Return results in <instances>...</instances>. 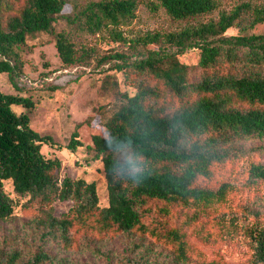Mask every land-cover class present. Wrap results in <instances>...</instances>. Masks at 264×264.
Wrapping results in <instances>:
<instances>
[{
	"label": "trees",
	"instance_id": "obj_1",
	"mask_svg": "<svg viewBox=\"0 0 264 264\" xmlns=\"http://www.w3.org/2000/svg\"><path fill=\"white\" fill-rule=\"evenodd\" d=\"M224 2H76L68 16L72 26L92 35L108 31L126 50L97 56L73 31H59L63 67L122 71L136 90L121 94L124 101L106 122V134H94L89 146L104 165L108 205L101 206L96 181L59 177L61 160L42 151L45 144L55 147L54 138L33 128L32 97L0 90V224L11 222L20 209L43 239L65 248L73 247L74 235L94 244L131 235L146 249L161 242L176 264H187L195 226L207 223L230 189L225 180L229 163L253 150L264 153V32H251L264 24V0H237L230 9ZM141 4L163 12L178 28L128 38L121 27L137 17ZM65 7L66 0H0V72L17 89H24L18 80L29 36L54 32ZM231 28L238 33L228 34ZM189 50L198 52L195 64L181 60ZM55 73L40 74L36 87L58 88L49 80L59 76ZM109 141L129 142L131 151L143 157L138 182L119 172L121 156ZM246 142L257 146L248 148ZM82 145L75 130L67 147ZM249 178L264 180V163L253 162ZM58 201L73 206L58 213ZM250 238L253 253L246 264H264V225L257 224ZM11 244L7 239L0 244V264H62L43 247L24 258ZM123 264L142 260L127 254Z\"/></svg>",
	"mask_w": 264,
	"mask_h": 264
},
{
	"label": "rangeland",
	"instance_id": "obj_2",
	"mask_svg": "<svg viewBox=\"0 0 264 264\" xmlns=\"http://www.w3.org/2000/svg\"><path fill=\"white\" fill-rule=\"evenodd\" d=\"M236 1L225 0L224 6L230 9ZM76 2L83 4L86 0H66L64 15L55 25L54 32H38L29 36L21 57L22 77L18 80L19 86L24 89H17L11 83L9 75L0 72V90L32 97L36 103L31 113L33 128L54 138L55 147L45 144L42 151L61 160L59 177L96 181L100 204L106 206L108 193L104 165L100 159L93 158L89 146L93 144L94 134H106V122L124 101L121 94L125 91L134 94L135 88L126 83L122 71L116 70H76L77 79L65 84H61L59 78L56 79V89L36 87L42 73L56 72L60 77L65 71L71 70L63 67L58 54L56 33L59 31H73L76 39L97 56L109 50H126V46L114 41L108 31L92 35L82 31L77 25L72 26L68 22V16L74 13L73 6ZM121 28L128 38H134L149 31L174 30L178 26L163 12L154 13L141 4L137 17ZM251 32H264V24L257 25ZM236 33V28L228 31V34ZM181 60L195 64L198 52L189 50L181 56ZM90 66L94 67V64ZM75 130H78L83 145L71 150L67 144ZM245 146L256 148L257 143L246 142ZM253 151L247 152L238 162L229 163L225 180L230 189L207 223L195 226L190 237L194 251L189 253L187 264H207L213 261L246 264L252 256L250 232L257 224L264 225V180L254 182L249 178L252 163H264V153ZM7 189H10V185H7ZM72 206V201L55 203L58 213L67 212ZM17 212L16 218L11 222L0 224V244L7 239L12 242L10 248H18L24 258L43 247L55 252L62 264H123V258L127 254L141 258L142 264H176L173 256L162 250L161 242L146 249L141 240L131 235L109 237L103 244H94L74 235L76 241L73 247L65 248L60 242L43 239L45 236L41 237L38 225L31 221L30 216L24 215L27 213L20 209Z\"/></svg>",
	"mask_w": 264,
	"mask_h": 264
},
{
	"label": "clouds",
	"instance_id": "obj_3",
	"mask_svg": "<svg viewBox=\"0 0 264 264\" xmlns=\"http://www.w3.org/2000/svg\"><path fill=\"white\" fill-rule=\"evenodd\" d=\"M99 139L104 140L105 137L102 135ZM108 146L121 156L122 162L119 164V172L134 182H138L144 172L145 161L143 157L131 151L129 142L113 144L112 141H109Z\"/></svg>",
	"mask_w": 264,
	"mask_h": 264
},
{
	"label": "built area",
	"instance_id": "obj_4",
	"mask_svg": "<svg viewBox=\"0 0 264 264\" xmlns=\"http://www.w3.org/2000/svg\"><path fill=\"white\" fill-rule=\"evenodd\" d=\"M77 74L78 73L76 72V69H74V70H70V71H65V73L62 76H60V77L52 76V77L49 78V80L54 82L56 79L59 78L61 80V82H62L61 84H65V83H67L68 81H70L72 79H77V77H78Z\"/></svg>",
	"mask_w": 264,
	"mask_h": 264
}]
</instances>
